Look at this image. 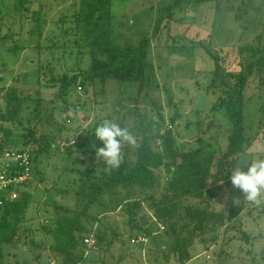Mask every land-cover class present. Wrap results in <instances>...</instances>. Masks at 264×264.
<instances>
[{"label":"trees","instance_id":"trees-1","mask_svg":"<svg viewBox=\"0 0 264 264\" xmlns=\"http://www.w3.org/2000/svg\"><path fill=\"white\" fill-rule=\"evenodd\" d=\"M51 1L56 5L55 14L60 15L53 23L60 34L59 39L57 37L49 39L45 49H56L59 44H62L63 48L68 49L70 53L76 51L81 56V61L73 63L75 69L71 75L67 73L57 77L52 73L50 75L48 84L52 88L57 86L58 89L51 103H56L57 99H60L65 105L63 109H58L59 115L70 111L72 115H67L64 120L67 123L78 121L76 114L79 105L68 101L71 87L74 86L73 92L80 88L84 93L83 87L91 86L95 81L115 80L121 83H133L137 86L138 95L147 97L148 91L156 80L154 65L149 57V38H153L159 31L163 18L152 26L153 30L149 37H143L138 44L120 45L113 43L114 39L120 35L115 30L118 28L123 32L126 30L128 34L132 26V17L129 18L130 15L123 14L115 19L111 15L112 0ZM30 3L31 0H14L11 7L12 13L23 16V13L28 11L27 5ZM178 5L177 1L175 5L166 8L167 13ZM71 10L72 14H65ZM261 16L251 25L259 29L254 32L255 44L247 42L246 45L242 44L238 47L230 46L229 50H223V46L213 47L211 43L196 44V47L202 49L212 60L213 70L210 77L203 76L207 81L205 85L195 82L193 91L195 96L199 94L207 96L211 104L208 113L224 111L223 115L228 124L224 149H220L218 145L214 148L211 143L202 145L200 141L196 142L199 147L195 150L188 149L186 145L178 146L172 134V126L183 117L178 111L170 117L169 129L164 132H161L160 127H157L154 133L150 132V124L138 128L142 138L138 139L133 146L125 143L122 145V162L118 168H112L103 159L100 160L96 148L103 145L98 140L96 148L89 150L92 159L99 158L98 164L94 162L97 166L90 163L84 168L79 166V168L68 170L75 175L71 181L73 188L76 186V190H72L75 208L53 206L50 215L43 213L45 222L38 228L35 222L40 221L39 215L38 218L26 217L30 199L27 190H30L34 184H38L35 178L41 176L44 171L45 174L43 173L44 176L39 179V182H45L48 177L47 167L55 165L48 161L49 158L51 160L54 155H59V151L64 150L65 152L74 151L73 156L82 153L83 151H79L78 148L84 143L77 144L78 135L73 145H69L71 138H66L64 140L66 146L60 148L58 146L60 135L45 133L42 132V128H39L27 129L26 135L21 137V145L8 146L7 140L11 139L12 132L8 127L0 125V155L9 150L28 149L33 175L31 182L18 189L20 194L18 200L5 202L0 206V244L24 248L30 255L29 262L23 260L24 264H41L44 261L47 264L53 261L55 264H80L89 261L85 254L89 249L84 246L83 240L90 236L96 238L97 229H86L82 219L91 218L89 211L95 206L102 209V213L98 216L109 213L105 211L108 207L103 200L105 196L110 198L119 191L124 194L120 202H116V208L119 206L122 213L128 215L130 228L136 231L131 233L130 237L144 234L149 238V243L142 246V249L148 246L145 252L152 253L153 264L160 262L167 264L170 259L176 264H188L193 260L190 252L195 245L209 252L218 243L220 235L230 230L232 224L237 221L241 232L239 220L245 209L242 204L230 206L227 212L217 211L212 206L216 203L215 199L220 192L231 188L232 169L238 165L240 157L249 149L248 139L244 134L245 104L249 103L251 96L255 93L264 94V11ZM25 17L26 24L34 22L28 34L35 36L36 43L33 47L40 51L43 33L49 20L41 9L29 10ZM170 21L172 20L169 18L167 23ZM20 48L15 46V49ZM235 51L238 53L237 57H235ZM247 52L250 53V59L242 56ZM85 56L89 58L87 68L79 67L85 62ZM33 74L36 80L32 85L9 86L4 90L2 102L5 112L0 116L3 122L17 123V126H23L22 121L31 122L30 118L21 117L28 107L27 104L31 105L35 113L34 120L40 121L42 117L40 108L44 102L40 89L42 87L39 79L41 73L38 70ZM252 84L255 85V92L250 97H246L247 90ZM164 92L170 102L172 96L169 89L165 88ZM78 97L80 94H75V98ZM50 111L49 117H53L56 110L53 108ZM158 115L160 122L163 123L162 114L158 112ZM197 124L188 115L185 121L186 132L191 127L201 134ZM63 129L64 126L57 124L59 132ZM86 151L87 149L84 153ZM38 157L41 158L40 162L42 160L47 163L45 168H38L40 164ZM82 161L81 159V163ZM58 173L60 171L57 170V173L54 172L51 176ZM188 199L194 200V203H188ZM143 203H146L151 218L159 221L162 226V230L155 236L150 230L143 229L146 222L150 221L145 220V216H139ZM116 208L113 206L112 210ZM134 215L142 219L143 226H131ZM10 217L14 218L12 223L9 222ZM37 230L41 232L42 237L38 241L35 239ZM221 230L224 231L221 233ZM243 235L247 234L243 233ZM101 242L100 238L95 239L96 249L93 253L99 252ZM108 243L107 245L112 244L111 241ZM1 258L0 250V264Z\"/></svg>","mask_w":264,"mask_h":264},{"label":"rangeland","instance_id":"rangeland-1","mask_svg":"<svg viewBox=\"0 0 264 264\" xmlns=\"http://www.w3.org/2000/svg\"><path fill=\"white\" fill-rule=\"evenodd\" d=\"M13 1L0 0V77L2 78L0 80V116L5 112L2 102L4 90L9 86L32 85L36 80L33 73L38 70L41 73L39 79L42 87L40 89L44 102L40 108L42 116L40 121L34 120L35 113L28 104L29 108L25 109L21 117L30 118L31 122L22 121L23 126H17V123H5L0 118V125L8 127L12 132L7 145H21V137L26 135L27 129L37 130L39 128H42V132L60 135L58 141H64L66 138L74 140L79 135L76 140L77 144L79 142H81L79 144H85L78 148L79 151H83L82 153L73 156L74 151L65 152L64 150L59 151V155H54L51 160L49 158L48 161L55 164L54 169L48 166L47 172L49 167L51 172L48 173L45 182H39L45 174L44 171V174L35 178L38 184H34L30 190H27L30 199L26 217L28 219L38 218L39 215L40 221L35 222L37 228L45 222L43 213L50 215L53 206L75 208L73 191L76 190V186L73 188L71 185L75 175L68 170L79 168V166L84 168L90 163L97 166L94 162L98 164L99 158L92 159L89 151L94 149L92 145H96L98 141L93 131L96 125L104 120H110L121 127L128 128L138 140L142 138L138 128L146 124H150V132L154 133L157 127L164 132L169 129V119L174 112L178 111L187 118L191 114V105L197 97L193 91L195 82L205 85L207 81L203 76L210 77L213 70L212 60L202 49L196 47V44L211 43L213 47L223 46V50L231 49L230 46L246 45L247 42L255 44L254 32L259 29L251 25L262 17L261 14L264 11V0H112L111 15L115 19L123 14L130 15L129 18L132 17L129 33L127 34L126 30L123 32L119 28L116 29L115 32L120 35L114 39L115 41L113 40V43L136 45L143 37H149L153 30L152 26L163 18L159 31L153 38H149V57L154 65L156 80L148 91L147 97L142 94L138 95L135 84L115 80L95 81L91 86L83 87L84 93L82 90L73 92L74 86H72L68 101L79 105L76 114L78 121L67 123L64 117L72 114L66 111L59 115L58 111L65 105L60 99H57L56 103H51L58 89L57 86L50 87L48 81L52 74L57 77L62 73L68 75L74 73V64L81 61V56L76 51L70 53L68 49L63 48L62 44H59L56 49H45V45L48 46L47 41L52 37L59 39L60 34V31L53 26L60 16L59 13L55 14L57 9L53 1L31 0V3L27 5L28 11L43 10V14L49 20L43 33V41L40 42L42 45L40 51L33 47L36 43L35 36L28 34L34 22L26 24L25 16L28 15V11L24 12L21 17L14 15L11 8ZM177 1L179 5L167 13L166 8L175 5ZM67 13L70 15L73 11L65 14ZM169 18L172 21L167 23ZM16 45L21 48L15 49ZM237 56L238 53L235 51V57ZM242 56L250 59L249 52ZM88 64L89 58L85 56V62L79 67L87 68ZM198 73L203 75H198ZM254 86V84L250 85L246 97L254 94ZM165 88L169 89L172 96L170 102L164 92ZM75 94H80V97L75 98ZM263 105V93H255L251 96L249 103L245 104L244 134L248 139L249 149L240 157L238 165H241L244 160L264 155ZM53 108L56 112L53 117H49L50 110ZM158 112L162 114L163 123L160 122ZM223 113L224 111H219L212 114L207 111L197 112L194 116L190 115L195 123H198L201 134L191 127L186 132L185 127V133L182 135L179 127L180 121L176 122L172 126L176 144L182 146L200 141L202 145L211 143L213 147L218 145L220 149H224L228 124ZM57 124L64 126L62 132L57 130ZM85 149H87L86 153H84ZM40 159L39 157L37 159L40 163L38 168H45L47 163L42 160L41 163ZM57 170L60 173L51 176L54 172L57 173ZM123 194L119 191L110 198L105 196L103 203L108 207L105 211H109L106 215L98 216L102 213V209L95 206L89 211L91 218L82 219V224L86 229H97L95 239L100 238L102 242L100 243L101 249H98L99 252L96 253L98 261H84L80 264H153L152 253L145 252L148 246L142 249V245H133L130 242L131 239L136 238L130 237L131 233H136V231L130 228L128 215L122 213L119 206L116 208V202H120ZM187 202L194 203V200L188 199ZM215 202L212 207L220 212H227L230 206L242 204L245 208L239 220L242 233L239 231L238 221L232 224V228L227 232L221 230L223 233L218 243L209 252H205L198 245L194 246L190 252L193 260L188 264H264V190L256 201L250 202L245 199V194L239 188L231 184L230 189L220 192ZM113 206L116 208L114 211ZM139 216H145V220L150 221L143 226L142 219L134 215L131 226H143V229L150 230L154 236L162 230L159 221L151 218L146 203H143ZM143 229H141L142 232ZM142 235L144 234H139V236ZM35 239L37 241L42 239L41 232L38 230ZM109 241L112 242L111 245H107ZM0 250L1 264H24V261L29 262L30 260V255L20 246L0 244ZM220 253L222 255L218 256L217 254L220 255ZM207 257L210 259L208 260ZM53 262L51 264H55ZM167 264L176 263L170 259Z\"/></svg>","mask_w":264,"mask_h":264},{"label":"clouds","instance_id":"clouds-1","mask_svg":"<svg viewBox=\"0 0 264 264\" xmlns=\"http://www.w3.org/2000/svg\"><path fill=\"white\" fill-rule=\"evenodd\" d=\"M93 131L103 146L96 148L92 145V147L96 148L97 155L112 168H118L122 162V145L137 143L134 133L110 120H104L96 125ZM230 182L233 187L239 188L245 194L247 201H256L264 190V155L244 160L241 165L233 168Z\"/></svg>","mask_w":264,"mask_h":264},{"label":"built area","instance_id":"built-area-1","mask_svg":"<svg viewBox=\"0 0 264 264\" xmlns=\"http://www.w3.org/2000/svg\"><path fill=\"white\" fill-rule=\"evenodd\" d=\"M80 91V88H78ZM74 140L69 142L73 145ZM60 147L66 146L64 141L58 143ZM33 180L31 173V159L28 149L24 151L9 150L0 155V206L5 202H12L19 199L20 194L18 189L25 186L28 182ZM4 194H6L4 196ZM133 245H146L148 238L145 235L137 236L131 239ZM84 246L89 250L85 253L86 256L96 249L95 238L93 236L87 237L83 240ZM209 259V257H207Z\"/></svg>","mask_w":264,"mask_h":264},{"label":"water","instance_id":"water-1","mask_svg":"<svg viewBox=\"0 0 264 264\" xmlns=\"http://www.w3.org/2000/svg\"><path fill=\"white\" fill-rule=\"evenodd\" d=\"M211 107V104L207 98V96L203 95V94H199L197 95L196 97V100L195 102L191 105V116H194L195 113L197 112H207ZM185 121H186V117H181L180 119V129H181V134L184 135L185 133ZM186 147L190 150H195L199 147V144L198 143H195V144H187ZM50 167L48 168V173L50 174ZM6 194H4L5 196ZM14 221V218L13 217H10L9 218V222L12 223ZM87 258L90 262H95L96 261V254L93 253V252H90L88 255H87ZM41 264H47L46 261L44 262H41Z\"/></svg>","mask_w":264,"mask_h":264}]
</instances>
